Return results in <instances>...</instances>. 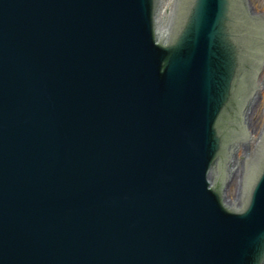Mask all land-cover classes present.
Instances as JSON below:
<instances>
[{
  "label": "water",
  "instance_id": "water-1",
  "mask_svg": "<svg viewBox=\"0 0 264 264\" xmlns=\"http://www.w3.org/2000/svg\"><path fill=\"white\" fill-rule=\"evenodd\" d=\"M262 13L0 0V264H264Z\"/></svg>",
  "mask_w": 264,
  "mask_h": 264
},
{
  "label": "rangeland",
  "instance_id": "rangeland-1",
  "mask_svg": "<svg viewBox=\"0 0 264 264\" xmlns=\"http://www.w3.org/2000/svg\"><path fill=\"white\" fill-rule=\"evenodd\" d=\"M251 3V6L256 12L262 13V8H264V0H249ZM264 85V84H263ZM259 102V98H257L254 102H252L251 107L249 109V115L252 113V121L255 126V129L258 130V128L261 125V118L262 113H264V98L261 100V102L257 105ZM257 105V107H256ZM256 107V108H255ZM239 184L235 182L230 190L229 196H232L233 198L231 200H234V196L236 195V192L238 190Z\"/></svg>",
  "mask_w": 264,
  "mask_h": 264
},
{
  "label": "bare ground",
  "instance_id": "bare-ground-1",
  "mask_svg": "<svg viewBox=\"0 0 264 264\" xmlns=\"http://www.w3.org/2000/svg\"><path fill=\"white\" fill-rule=\"evenodd\" d=\"M251 8H253L252 6H250ZM262 14V13H261ZM262 95L259 99V102L257 103V105L261 102V100L264 98V88L262 90ZM256 105V107H257ZM255 107V108H256ZM249 114V112H248ZM247 125H248V129L252 132V133H259L260 132V127L257 129H255V126L253 124V121H252V113L249 115V119H248V122H247ZM231 172H232V178H231V182L226 190V196H225V201H231V199L233 198L232 196H229L230 194V190L233 186V184L235 182H237V179H239V173H238V168H237V164H234L232 165V168H231ZM235 197V196H234Z\"/></svg>",
  "mask_w": 264,
  "mask_h": 264
}]
</instances>
